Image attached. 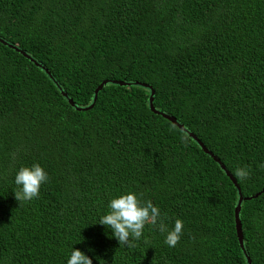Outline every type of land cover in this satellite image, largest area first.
Segmentation results:
<instances>
[{
  "label": "trees",
  "instance_id": "1",
  "mask_svg": "<svg viewBox=\"0 0 264 264\" xmlns=\"http://www.w3.org/2000/svg\"><path fill=\"white\" fill-rule=\"evenodd\" d=\"M0 38V264H67L73 248L93 264H264V190L239 204L241 247L238 191L188 135L243 197L261 191L264 0H0ZM103 80L92 108L68 103ZM37 163L49 180L18 202L15 175ZM127 192L183 221L175 247L151 225L120 246L99 224Z\"/></svg>",
  "mask_w": 264,
  "mask_h": 264
},
{
  "label": "clouds",
  "instance_id": "2",
  "mask_svg": "<svg viewBox=\"0 0 264 264\" xmlns=\"http://www.w3.org/2000/svg\"><path fill=\"white\" fill-rule=\"evenodd\" d=\"M180 139L187 146L188 135L184 133ZM259 167L264 169V163ZM250 174V170L246 167H238L234 172L240 180L249 178ZM14 180L18 189L14 192L15 199L18 202H25L38 198L42 184L48 182L49 177L37 163L30 167H20ZM99 224L111 230L120 246L128 248L136 246L134 241L140 240L146 225L153 226L163 234L164 243L168 247H175L180 242L184 227L183 221L177 218L174 227L170 229L160 209L154 206L151 200L142 201L135 192H127L112 198L108 204V212L100 218ZM67 264H93V262L84 252L73 248Z\"/></svg>",
  "mask_w": 264,
  "mask_h": 264
},
{
  "label": "water",
  "instance_id": "3",
  "mask_svg": "<svg viewBox=\"0 0 264 264\" xmlns=\"http://www.w3.org/2000/svg\"><path fill=\"white\" fill-rule=\"evenodd\" d=\"M0 41L2 42V43H5V41L3 40V39H1L0 38ZM12 48H14V49H16V50H18V51H20L23 55H25V56H27V57H29L30 58V56L28 55V54H26L25 52H23L22 50H19V49H17L15 46H12V45H10ZM35 64H37V63H35ZM43 68V67H42ZM46 72H47V74L50 76V73H49V71H47L45 68H43ZM51 77V76H50ZM108 82V80H103V81H101L98 85H97V87L94 89V96H93V101H92V103L91 104H89V105H87V106H84V107H78V106H75V104H74V102L72 101V99L71 98H67V101H68V103L71 105V106H74V107H76V109L77 110H88V109H90V108H92V106L94 105V103H95V100H96V97H97V93H98V91L102 88V86L105 84V83H107ZM113 82H115V83H118V84H124V82L123 81H118V80H114ZM144 86H146V87H148V88H150L151 89V91H150V95H149V107H150V109H151V111H154L155 113H158V114H161L164 118H166V119H168L170 122H172L174 125H176L177 127H179L180 129H182V130H185V128L183 127V125L182 124H180L178 121H177V119L174 117V116H171V115H169V114H167V113H163V112H161V111H158V110H155L154 109V105H153V94H154V90L151 88V86L150 85H147V84H143ZM62 93V95L63 96H67V94L65 93V92H61ZM188 135L191 137V138H193L200 146H201V148L203 149V151L205 152V153H207L208 155H210L212 158H213V160L215 161V162H217L220 166H221V168L224 170V172L226 173V175L228 176V178L231 180V182L233 183V185L236 187V189H237V191H238V194H239V199H238V203H237V207H236V209H235V221H236V229H237V235H238V240H239V243H240V246L242 247V231H241V227H240V222H239V219H238V210H239V204L241 203V201L243 200V199H250L251 197H257L263 190H264V185H263V187H262V189H261V191H259V192H257V193H255L254 195H252V196H248V197H243V195L241 194V191H240V187H239V185H238V183H237V180L233 177V175L226 169V167L223 165V163L219 160V158L216 156V155H214L208 148H206L204 145H203V143L193 134V133H191V132H189L188 133ZM247 261H248V264H251V262H250V258H247Z\"/></svg>",
  "mask_w": 264,
  "mask_h": 264
},
{
  "label": "rangeland",
  "instance_id": "4",
  "mask_svg": "<svg viewBox=\"0 0 264 264\" xmlns=\"http://www.w3.org/2000/svg\"><path fill=\"white\" fill-rule=\"evenodd\" d=\"M12 46H14V45H12ZM17 49H19V50H22V49H20V48H18L17 46H15ZM14 49V48H13ZM16 50V49H15ZM18 51V50H17ZM23 51V50H22ZM20 52V51H19ZM24 52V51H23ZM21 53V52H20ZM26 53V52H25ZM22 54V53H21ZM27 54V53H26ZM23 55V54H22ZM29 55V54H28ZM25 56V55H24ZM154 109H155V107H154ZM155 110H158V109H155ZM158 111H160V110H158ZM162 112V111H161ZM164 113V112H163ZM166 119V118H165ZM168 120V119H167ZM172 123V122H171Z\"/></svg>",
  "mask_w": 264,
  "mask_h": 264
}]
</instances>
